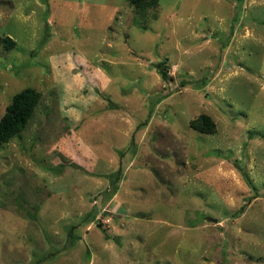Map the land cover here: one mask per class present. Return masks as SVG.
<instances>
[{
  "label": "rangeland",
  "instance_id": "rangeland-1",
  "mask_svg": "<svg viewBox=\"0 0 264 264\" xmlns=\"http://www.w3.org/2000/svg\"><path fill=\"white\" fill-rule=\"evenodd\" d=\"M151 13L0 0V264H264V0Z\"/></svg>",
  "mask_w": 264,
  "mask_h": 264
},
{
  "label": "trees",
  "instance_id": "trees-1",
  "mask_svg": "<svg viewBox=\"0 0 264 264\" xmlns=\"http://www.w3.org/2000/svg\"><path fill=\"white\" fill-rule=\"evenodd\" d=\"M133 7L137 18L146 21L155 14H149L155 11L158 6V0H126ZM0 42L3 47L9 50L14 41L8 37H1ZM166 63L161 61L157 64L160 68L159 73L163 79H167ZM40 92L31 87H26L15 93L10 103L5 107L3 115L0 117V144L6 143L10 138L21 132L31 118L36 105L40 100ZM189 126L202 133H213L215 125L211 117L201 113L189 121Z\"/></svg>",
  "mask_w": 264,
  "mask_h": 264
}]
</instances>
